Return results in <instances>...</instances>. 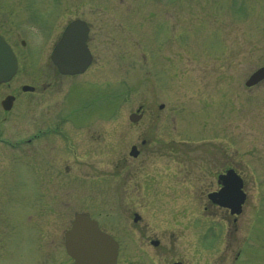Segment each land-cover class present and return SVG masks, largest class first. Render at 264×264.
I'll use <instances>...</instances> for the list:
<instances>
[{
    "label": "rangeland",
    "instance_id": "obj_1",
    "mask_svg": "<svg viewBox=\"0 0 264 264\" xmlns=\"http://www.w3.org/2000/svg\"><path fill=\"white\" fill-rule=\"evenodd\" d=\"M69 2L42 0L49 7L43 22L53 15L61 28ZM51 32L41 48L48 54ZM138 34L146 41L123 58L113 42L97 38L93 65L73 78L30 52L0 86V101L16 97L10 112L0 107V264H73L64 234L80 212L115 234L122 264H264V81L244 87L264 67V0H150V21ZM36 41L24 52L36 50ZM25 85L35 92L21 94ZM139 107L145 122L129 127ZM57 115L67 117L61 128L70 152L49 133L21 144ZM143 140L141 155L130 158L129 147ZM216 152L244 183L236 222L207 200L217 188L207 174ZM221 159L219 172L227 162ZM118 161L138 167L136 185L116 184ZM180 162L186 177L172 175ZM118 213L115 228L110 219ZM150 237L164 248L155 256Z\"/></svg>",
    "mask_w": 264,
    "mask_h": 264
},
{
    "label": "flooded vegetation",
    "instance_id": "obj_2",
    "mask_svg": "<svg viewBox=\"0 0 264 264\" xmlns=\"http://www.w3.org/2000/svg\"><path fill=\"white\" fill-rule=\"evenodd\" d=\"M82 2H83L82 4H79L76 7L75 4L73 3V0H71V2H69L65 7L66 12L69 10L68 18L66 19L63 26H61V28L60 27L55 28L56 25H58V19L55 18V16L52 15L50 18L45 17V22H43V19L41 18L42 16H45L47 13H49L48 11L49 7L41 6L42 0H0V38L12 50V53L16 58V62L18 66L17 71H19L20 67L22 66L20 59L25 58L26 55L31 52V54L35 55V57L40 59L48 56L49 62L52 65L54 71L57 74H59L56 67L52 64L51 55L57 44L62 39L63 34L66 31L67 27L70 26L71 24H75L79 27H82L81 30L83 34H85V45L91 57V64L87 68V70L93 65L94 57H95L94 52H97V50L94 49L92 50L90 45L97 38H103L107 40V42L109 43L113 42L115 44L114 46L116 47L117 52L120 53L119 55L121 58H123L124 54L125 55L128 54V52L132 53L133 50H136L137 52L139 51V47H140L139 45H143V43L146 40L144 41V37L139 35L138 32L140 27H142V24H144L145 20L148 19V21H150V0H110V1L82 0ZM58 3L56 4L54 3V5L52 6V9L56 14L58 12L55 11L56 9L54 8L55 5H57ZM62 17H65V15H63ZM49 21L53 22L52 27H50L51 25H49L50 24ZM51 28L57 31L56 33L57 35L55 36V38H53V43H52L53 46L51 47L50 53L48 54L46 50H41V48L45 44L44 41L48 37L51 38L50 35H52L51 33L54 32V31L51 32ZM35 40L37 41L36 44L34 45L38 46L37 49L30 50L29 52H24V50H26V47H28V43L32 44ZM109 43H107L108 49L112 48V45H110ZM129 46L130 47L132 46L133 49L131 48H130L131 50L128 49ZM61 77L73 78L77 76H73V77L61 76ZM40 87L42 88V90H45L47 89V87H49V84L44 85L42 83L40 84ZM140 112L143 113L142 109H140ZM146 117L147 116L144 115L143 113L142 119L139 122L131 123L129 121L127 125H129V127H136V126L138 127L145 122ZM129 118L130 115L128 117V120ZM66 119L67 117L64 115H59V116L57 115L56 119L46 120L48 122V125H46L47 128L43 130L42 129L37 130V133L34 134V136L28 137L23 141L20 140V142L25 143V145H31L34 144V142H37L38 140L42 139V135L49 133V134H53L55 138L59 139L60 143L68 145L69 147L67 151L70 152L72 150V146H71L72 140L70 142L69 140L70 136L68 135V131L61 128L62 126L61 123L67 122ZM118 120L124 121L122 117H119ZM42 121L44 120L41 119V122ZM146 121L150 122V115H148ZM119 126L121 127L120 128L121 131L123 122L122 123L120 122ZM146 144L147 141L145 140L140 141V145H141L140 148H137L136 145L132 144L129 147L130 150L132 147H134L138 152V155L136 157H131L129 150L128 156L132 159H137L139 155H141L143 148L146 147ZM179 154H180V158L184 157V155H186V151L180 149ZM214 156H215L214 158L215 161L212 160L210 162L209 169L211 171L209 170L207 174H209L211 185L213 186L215 183V185H217V188L211 191L210 193L220 190L221 186L218 180L221 175L225 174L228 170L231 169L234 170V168L231 167V165L229 164L228 157H226V155L220 157L219 153L216 152ZM220 158L226 159L227 162H225L224 166L222 167V171L219 172L216 170L218 164L217 162ZM177 165H178L177 173H173L172 175L186 177L187 176L186 163L180 162ZM205 168L208 169V167ZM117 169H118L117 176L119 180L117 181L118 183L116 184L118 185L128 184L129 186H131V185H136L138 183L137 182L138 179L136 177L138 175V167L136 165H131L128 163V161L125 162L118 161ZM161 174H162L161 172L155 174V178H158L156 177V175L160 176ZM151 175L153 179H150L149 181H150V185H153L154 183H151V181L154 180L155 178L153 177V174ZM170 179L172 180V183L174 185L182 184L180 183L181 181L179 177L178 178L168 177L166 180H170ZM210 193H208L207 196ZM223 210H225L230 216L228 210L226 209ZM80 213H86V212H80ZM135 215L139 217L138 221L136 222L134 221ZM88 216L90 217V219L95 220L98 223V226L101 231L115 238L114 236L115 234H113L110 230L105 228L102 224L100 225L99 220L93 219V217L90 214H88ZM128 216L129 218H131L132 216L131 220L134 225H137L141 220L140 216L135 211H132L130 214H128ZM113 217H111L110 220H115V221L110 222V224L112 227L117 228L118 227L117 219H119V213L118 215ZM230 217L233 219L234 222H236L233 216ZM154 242H156V244H154ZM117 243H118V257L116 264H122L123 261L121 260L122 258L120 257L122 244L119 241H117ZM147 243H149L150 249L151 248L153 249V255L155 254V251L164 250L161 240L159 239H151L150 237ZM125 245L127 246V244ZM128 261L131 262L130 260ZM158 261L159 264H162L160 259H158ZM165 264H169V263H165Z\"/></svg>",
    "mask_w": 264,
    "mask_h": 264
},
{
    "label": "water",
    "instance_id": "obj_3",
    "mask_svg": "<svg viewBox=\"0 0 264 264\" xmlns=\"http://www.w3.org/2000/svg\"><path fill=\"white\" fill-rule=\"evenodd\" d=\"M81 29L82 27L75 24L68 26L51 55V61L61 75L82 74L91 63V57L85 45V34ZM15 69L16 60L9 47L0 38V82H5L12 77ZM263 80L264 67L252 73L245 82V86L250 88ZM22 91L32 92L33 88L25 86ZM13 100L11 96L6 97L1 103L2 108L5 111L10 110ZM141 116L131 115L129 120L137 122ZM137 155L138 152L133 147L130 156ZM218 182L222 188L210 193L208 200L213 205L228 209L232 216L240 215L246 199L242 179L235 171L228 170L225 175L219 177ZM138 219L139 217L135 215L134 221ZM64 246L74 264H116L118 244L110 235L102 232L97 222L91 220L87 214H75L71 228L64 234Z\"/></svg>",
    "mask_w": 264,
    "mask_h": 264
}]
</instances>
